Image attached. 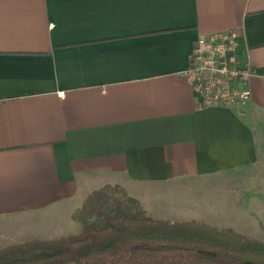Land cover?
Masks as SVG:
<instances>
[{"label":"crops","instance_id":"0c3cea01","mask_svg":"<svg viewBox=\"0 0 264 264\" xmlns=\"http://www.w3.org/2000/svg\"><path fill=\"white\" fill-rule=\"evenodd\" d=\"M228 31L251 98L205 106L184 73L200 36ZM263 164L264 0H0V224L47 220L1 229L0 249L78 234L104 186L186 222L179 183Z\"/></svg>","mask_w":264,"mask_h":264},{"label":"trees","instance_id":"16d2710c","mask_svg":"<svg viewBox=\"0 0 264 264\" xmlns=\"http://www.w3.org/2000/svg\"><path fill=\"white\" fill-rule=\"evenodd\" d=\"M78 234L0 249V264H264V243L195 222L155 220L118 186L89 194Z\"/></svg>","mask_w":264,"mask_h":264},{"label":"rangeland","instance_id":"374dc122","mask_svg":"<svg viewBox=\"0 0 264 264\" xmlns=\"http://www.w3.org/2000/svg\"><path fill=\"white\" fill-rule=\"evenodd\" d=\"M178 186L180 192L176 191L171 196L184 203L186 210L183 212L187 216H180L177 220L205 224L220 230L230 229L264 243V226L261 224L264 216V164L247 172L186 179ZM80 208L73 211V220ZM20 218L1 222L5 225L0 224V231L3 228L8 231L24 229L29 225L31 228L36 226V230L47 224V220L38 222L32 217H25L27 220ZM7 234L1 237H11L9 232Z\"/></svg>","mask_w":264,"mask_h":264},{"label":"built area","instance_id":"2783aa9c","mask_svg":"<svg viewBox=\"0 0 264 264\" xmlns=\"http://www.w3.org/2000/svg\"><path fill=\"white\" fill-rule=\"evenodd\" d=\"M240 37L235 31L200 36L184 73L205 106L245 104L251 98L250 79L256 76L239 60Z\"/></svg>","mask_w":264,"mask_h":264}]
</instances>
